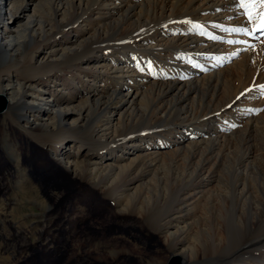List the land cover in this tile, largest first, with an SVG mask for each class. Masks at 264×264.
<instances>
[{
    "label": "bare ground",
    "instance_id": "obj_1",
    "mask_svg": "<svg viewBox=\"0 0 264 264\" xmlns=\"http://www.w3.org/2000/svg\"><path fill=\"white\" fill-rule=\"evenodd\" d=\"M7 2H9L8 10ZM90 3L102 8L99 10L100 20L95 26L94 35L98 34V37L86 31L84 36L77 37L72 43L73 55L69 56L71 53H67L66 49L62 54H58L57 51L45 52L41 58L42 62L38 63L36 55L23 60L25 55L18 53V42L14 43L15 35L22 38L25 34L23 31L25 26L17 24L19 20H24L30 26L35 22L33 16L26 15L28 6H25V0H0V28L6 27L12 32L6 33L8 37L3 43L0 39V93L9 98V111L17 112V115L15 113L10 117L26 119L29 115H23V111L27 110L31 117L24 121V125L32 121L31 132L45 145L48 142L65 144L69 138H75L72 144L79 149L82 148L81 152L85 153L84 158L90 161L86 165L93 167L82 177L86 180L89 174L92 178L103 176L104 179L108 176L113 179L119 175V172L128 170L130 166L133 168L132 171L152 167L153 164L147 166V161L151 158H162L173 154L177 161L182 158L189 179H198L197 174H199L207 178L205 186L214 185L210 193L206 217L201 220L204 230H199L198 233L203 235L204 240L210 239L211 231H214L210 226L212 211L215 219L218 220V235L226 236L222 240L228 241L232 228L244 231L237 247L226 255L222 251L223 258L233 256L232 264H238L249 258L264 261V143L260 146L259 154H255L252 152L254 146H251L252 140H250V135L255 129L260 133L263 130L264 136V125L258 127L259 119L250 117L243 133L240 128L246 120L243 115L246 112V100L248 99L247 106L250 104L253 106L260 90L255 87L260 85L254 87L256 90L251 88L241 95H232V98L229 97L230 101L220 107L218 104L220 97L217 99L220 95L217 81L221 78V71L220 68L216 69L229 54L237 55L236 51L244 50V54L247 55L245 65L254 61L261 71L264 70V38H259L261 33L257 32L260 21L258 19L254 22L248 21L247 13L238 6L237 0H92V2L79 0L75 4L82 9ZM69 4L73 2L51 1L48 10L54 12V7L57 8L62 20H65ZM261 11L264 9H256L257 13ZM175 13L183 15L185 19L172 23ZM153 18L159 21L153 34L143 31L131 42L121 43L116 29L122 30L125 35V32L136 30L144 21L148 22ZM225 37H228L226 43L223 40ZM251 37L254 40H251ZM238 39L241 45L235 43L233 47V42ZM120 50L122 54H119ZM74 58L81 59V64L94 65L107 73L110 72L114 77L112 79L113 82L115 81L114 93L95 100L98 110L103 106V111L113 114L101 120L99 126L93 121H98L103 117L102 115H95L92 120L87 121L90 122L87 127L81 112L73 115L76 113L73 108L60 107L54 110V101L47 99H44L43 105L55 114L53 118L46 120L40 114L33 115L39 109L36 107L39 99L28 89H32L35 79L52 69H59L64 61L71 62L75 60ZM22 61L25 63L23 71L19 70ZM13 70L23 76L22 82L13 83L2 79L3 73L12 74ZM97 76L98 74L93 82H96ZM204 84L210 86L207 92L203 90ZM200 94V106L207 104L212 107V104L216 103L218 109L215 114L209 116L206 113L198 114L200 108L194 109L190 106H198L194 101ZM151 96L156 103L150 101ZM139 100L148 105L145 109L146 113L143 110L145 104L139 107L140 114L145 117L144 128L134 130V126L139 124L138 115L130 116L125 113H129L130 110L132 114L136 111L139 113L134 106ZM177 106H179V115H169V111ZM181 112L186 115L185 118H181ZM160 113L162 114L159 115ZM128 128L131 129L130 133L121 134L122 130L127 131ZM246 135L244 142L239 140ZM231 139L236 140L231 141ZM123 144H128L129 147L125 148ZM117 147L128 153L119 152L120 155L114 156L112 152ZM207 151L208 156L205 157ZM129 154L131 156H128ZM131 158L135 159H132L131 165H121ZM80 159L81 153L77 152L74 157L67 158L65 155L59 158L58 162L76 176L80 175L79 169L85 166L84 163L79 162ZM92 160L96 162L93 163ZM104 160L106 165L102 164ZM107 160H111L110 163H107ZM222 161L224 175L219 173ZM142 170L137 173L142 177L141 180H146L149 171L147 170V175H143ZM168 176L171 177L172 174ZM28 180L23 179L20 195L26 200H34V194L38 190ZM90 183V187L86 186L88 190L93 191L98 187L99 194L114 200L117 192L112 185L104 187L103 180L90 181ZM147 183L136 185L127 191L125 198H128V203L144 194V203L148 205L152 203L150 192L146 191L149 186L145 185ZM155 185L158 187L163 185V189L169 188L162 178ZM186 188L188 187L183 188V193L178 196L183 197L186 207H189L200 189L185 192ZM152 191L155 193L154 188ZM115 213L124 214L123 211L118 210ZM172 214L168 217L171 218ZM182 216L174 218L177 220L174 228L178 232H185V228L180 227L181 221L184 220ZM39 220V225L46 229V225H42L46 221ZM153 226L154 230L163 237L174 235L168 231L167 226H164L163 219ZM99 239L91 237L87 239L89 242L84 243L98 244L96 241ZM81 241L76 240L75 244L80 245ZM218 246L219 250L223 249L221 244ZM174 248L175 245L171 247L172 251ZM199 252V248L195 246L187 251L185 258L189 264L198 263ZM213 256L215 254L208 251L207 261L216 262ZM222 261L219 260V263L221 264Z\"/></svg>",
    "mask_w": 264,
    "mask_h": 264
},
{
    "label": "rangeland",
    "instance_id": "obj_2",
    "mask_svg": "<svg viewBox=\"0 0 264 264\" xmlns=\"http://www.w3.org/2000/svg\"><path fill=\"white\" fill-rule=\"evenodd\" d=\"M51 1L58 2L59 0H25V6H28L26 15L33 16L35 22L31 26L25 23L24 20H19L17 23L25 26L23 28L25 34H23L22 38L18 35L14 36V43L18 42L17 45H19L17 47L18 53L25 55L23 60H28L33 55H36L39 63L42 62L41 58L45 52L57 51L58 54H62L64 49H66L67 53H71L69 55L71 56L74 54L72 51L74 50V45L72 43L77 37L84 36L86 31H90L91 35L95 34V26L101 16L99 10L102 8L93 6L94 4L90 3L89 6L80 9L75 4L79 0H67L73 2V4L67 5L68 15L65 20H62L61 13L57 8L54 7V12L48 10ZM83 1L87 2L89 0ZM63 2H66V0H63ZM6 9H9V2H7ZM173 17L175 19L173 18L174 21L172 19V23L185 19L183 15L178 13H175ZM255 20L257 19H253L250 22ZM155 21H157L155 18L148 22L144 21L141 27L136 30L133 29L129 33L125 32V35L121 32L122 30L116 29V34L119 33L118 38L121 39V43L131 42L137 34L143 31L153 34L159 22ZM6 33L12 32L6 27H1L0 39L2 43L8 37ZM95 36L98 37V34ZM260 37L264 38V34H260ZM227 38L223 39L224 43H226ZM251 40H254V38L251 37ZM239 41L238 39L233 42V47H235V43L241 45ZM118 52L122 54L121 50ZM244 52V50H241L236 51L237 55H234V53L229 54L216 68H220L219 71H221V78L217 81L220 94L217 99L220 97L218 102L220 107L226 105L230 101L229 97L234 94L238 96L255 86H264V70L261 71L254 61L245 65L244 62L247 60V55ZM74 59L71 62L64 61L59 69H52V71L41 74L35 79L32 89H28L39 99L36 104L39 109L33 115L40 114L46 120L53 118L55 114L46 105H43L44 99H47L54 101V110L56 108L60 109V107L62 109L73 108L76 112L73 115H78L77 112H81L85 117L87 127L90 125V122L87 121L92 120L95 115H102L103 117L98 120L99 122L93 121L96 126H99L101 120H104L107 115L113 114L103 111V106L98 110L95 100H98L99 97L100 99L106 98L109 96L108 94L114 93L115 81L113 82L112 80L114 77H112L113 75L110 72L108 74L97 66H87L81 64V59ZM24 65L25 63L22 61L19 70L23 71L25 69ZM96 74H98L96 77L98 79L93 82ZM22 77L21 74L15 73V70L12 71V74L3 73L2 75L3 80H9L13 83L22 82ZM260 86L255 87L260 90L258 97H255L253 106L252 104L247 106L248 99L246 100V112L243 114L246 120L240 127L242 133L250 117L259 119L258 127L264 125V94H262ZM203 87V90L207 92L210 86L209 84H204ZM4 96L7 99L8 108L5 112L0 113V189L6 187L7 191L5 194L0 193L1 222L4 220V222L13 223L12 225L15 224L19 228L24 227L25 231L28 230L27 236L24 237H27L29 241L37 245L39 243H48V246L53 248L51 254H41L39 251L32 261L24 262L25 258L22 264H166L171 254H179L185 258L187 251L194 246L200 250L197 264L206 262L207 264H220L219 260H223L221 264H232L233 256L229 255L224 257V259L221 253L223 251L226 255L237 247L241 237L244 235V231L232 228L228 235V241L222 240L226 236L218 235V220L215 219V214L211 211L210 226L214 231H211L212 234L208 241L203 239V235L198 233V231L204 230L201 220L206 217L210 193L214 185L205 186L204 183L208 180L199 174H197L198 179H189V174L182 158L177 161L174 159V154L162 158H151V160L147 161V166L153 164L152 167L132 171L133 168L130 166L127 168L128 170L119 172V175L113 177V179L108 178V176L104 179L103 176L92 178L91 174L88 175L87 180L83 179L82 177L85 176L87 171L92 170L93 167L86 165L90 161H86L84 158L85 153L81 152L82 148L79 149L72 144L75 138H69V141H66L65 144H52L50 142L46 145L43 144L42 140L31 132L30 128H33V122L31 121L28 122V125H24V121L30 119V113L25 110L23 115L27 114L29 118L25 119L22 117L20 120L16 117L12 119L10 116L15 113L17 115V112L9 111V98L6 95ZM200 97L201 94L194 101L198 106H190H193L194 109L200 108L197 111L198 114L206 113L208 116L215 114L218 109L216 103L212 104V107L207 104L200 106ZM150 99L152 103H156L152 96ZM142 104L145 103L139 100L134 105L137 109L133 107L135 110H139V113L136 111L132 114L131 110L129 113H125V115L128 114L130 116L138 115L139 124L134 126V130L144 128L143 119L145 117L140 114L141 110L139 108ZM147 105H144V113H146ZM208 107L210 109H207ZM171 112L174 113L172 114ZM179 112V106H177L169 111V115H179ZM185 116L182 113L181 118H185ZM39 119L41 120V118ZM130 130V128L127 131L122 130L121 134H128ZM246 137L247 135L239 140L244 142ZM250 138L252 140L251 146H254L252 152L259 154L260 146L264 143L263 130L262 133L257 129L253 130ZM235 140L231 139V141ZM123 147L129 146L128 144H123ZM120 149L121 147L114 149L113 155L128 153L123 149L120 151ZM77 152L81 153L79 162L84 163L83 165L85 166L79 169L80 175L75 176L70 173L71 171L60 165L58 160L65 155L67 158L74 157ZM128 156L131 155L129 154ZM207 156L208 151L205 157ZM132 159L135 160L131 158V160L122 162L121 165H131ZM92 161L93 163L96 162V160ZM110 161L107 160L106 162L110 163ZM102 164L106 165L105 160ZM141 169L144 171L143 173L140 172L143 175H147V170L149 171V176L146 180H141L142 177L137 173ZM219 173L224 175L223 161ZM168 174H172L173 177H169ZM24 178L29 179L28 181L32 183V186L38 190L34 194V200H26L20 195ZM160 178L166 181V185L169 188L163 189V185H159V187L155 185ZM102 180L104 187L112 185L115 188L117 193L114 196V200L99 194L98 187L93 189V191L88 190V187L91 186L90 181L99 182ZM194 181L195 183H193ZM145 182H148L145 184L149 185L146 191L150 192L149 196L152 203L150 205L144 203L145 194L128 203V198H125L127 191ZM185 187H188L184 190L185 192L193 191L196 188L200 189L193 200V204L189 207H186V201L183 197L178 196L183 193V188ZM152 188H154L157 195L152 191ZM8 199L13 201V203L16 202V205L13 204L11 209L8 206L10 204ZM183 200L185 201L184 205ZM49 203L53 209L47 213L49 216L51 215V219H48L50 221H46L44 210H46ZM117 210L123 211L124 214L118 213L117 215L115 213ZM171 214L173 216L171 218L168 217ZM179 216L184 219L181 221L180 227H184L185 232H178L174 228L177 221L174 218ZM39 219L46 221L42 225H46L47 232L39 225ZM161 219H163V224L167 226L168 231L174 233V235L163 237L154 230L153 225ZM33 223H35V227L31 228L30 226ZM3 227L4 229L0 233V264H17L25 250L20 249L21 241L18 237L20 234L16 233L18 228L12 231L6 225ZM44 232L45 234L47 233L45 236L43 235ZM91 237L100 238L96 241L98 244L89 245L84 243L89 242L87 239ZM76 240H82L80 245L75 244ZM220 244L223 247L222 250H219L218 245ZM174 245L175 248L172 251L171 247ZM5 246L7 248H4ZM213 247L215 248L212 251ZM208 251L215 254L213 257L216 262L207 261ZM3 257L8 259H6L7 262L4 261ZM238 264H264V261L262 259L259 261L256 258H249Z\"/></svg>",
    "mask_w": 264,
    "mask_h": 264
},
{
    "label": "flooded vegetation",
    "instance_id": "obj_3",
    "mask_svg": "<svg viewBox=\"0 0 264 264\" xmlns=\"http://www.w3.org/2000/svg\"><path fill=\"white\" fill-rule=\"evenodd\" d=\"M6 188V187H5ZM5 188H3V189H0V193H2V194H5V192L7 191ZM9 191V190H8ZM4 192V193H3ZM10 199H8V202L10 203V204H8V206H10V209H11V206L14 204V205H16L15 203H13V201H9ZM49 205H50V203H49ZM47 206L46 207V210H44V212H45V220L46 221H50V220H48V219H51V215L49 216L47 213H48V211H52V206L50 205V206ZM9 209V210H10ZM1 216V215H0ZM4 216V215H3ZM2 222H4V220L2 221ZM1 222V217H0V233H2L1 231H3V229H4V227L3 226H7L8 228H10L12 231L14 230V229H16V228H18L17 230L18 231H16V233H18V234H20V235H18V237H19V239H20V241H21V247H20V249L22 250V249H25L24 251H23V253H22V257H20V261L17 263V264H22V262H23V260L25 259V261L24 262H26V261H32L36 256H37V253H39V251L41 252V254H51L52 252H53V248L51 247V246H48V244H40L39 243V245H37V244H35L34 242H31V241H29L28 239H27V237H24V236H27V232H28V230H26L25 231V228L24 227H20L19 228V226H15V224L14 225H12L11 223H7V221L6 222H4V223H2ZM2 224V225H1ZM31 228H33V227H35V223H33L31 226H30ZM44 229H45V227H44ZM46 231L45 232H47L48 230L47 229H45ZM45 232H44V236L47 234H45ZM43 236V237H44ZM3 238V237H2ZM41 245V246H40ZM4 248H7L6 246L4 247ZM6 257V256H5ZM3 259H4V261H6V259L7 258H4L3 257ZM8 260V259H7ZM7 262V261H6Z\"/></svg>",
    "mask_w": 264,
    "mask_h": 264
},
{
    "label": "snow or ice",
    "instance_id": "obj_4",
    "mask_svg": "<svg viewBox=\"0 0 264 264\" xmlns=\"http://www.w3.org/2000/svg\"><path fill=\"white\" fill-rule=\"evenodd\" d=\"M237 4L247 13L248 21H252L253 19H258L260 21L257 32L264 34V11L259 13L256 12V9H264V0H237ZM260 87L262 94H264V86Z\"/></svg>",
    "mask_w": 264,
    "mask_h": 264
},
{
    "label": "water",
    "instance_id": "obj_5",
    "mask_svg": "<svg viewBox=\"0 0 264 264\" xmlns=\"http://www.w3.org/2000/svg\"><path fill=\"white\" fill-rule=\"evenodd\" d=\"M8 108V102L4 95L0 94V113H3ZM166 264H189L186 258L179 254H171Z\"/></svg>",
    "mask_w": 264,
    "mask_h": 264
}]
</instances>
